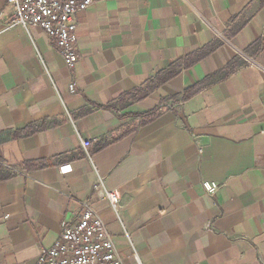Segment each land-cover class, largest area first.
<instances>
[{"label": "crops", "instance_id": "0c3cea01", "mask_svg": "<svg viewBox=\"0 0 264 264\" xmlns=\"http://www.w3.org/2000/svg\"><path fill=\"white\" fill-rule=\"evenodd\" d=\"M10 16L0 0V264H34L83 202L123 264H264L262 0H94L76 15L72 71ZM177 61L173 79L117 106ZM26 126L39 130L10 138ZM98 182L119 194L117 213Z\"/></svg>", "mask_w": 264, "mask_h": 264}, {"label": "built area", "instance_id": "2783aa9c", "mask_svg": "<svg viewBox=\"0 0 264 264\" xmlns=\"http://www.w3.org/2000/svg\"><path fill=\"white\" fill-rule=\"evenodd\" d=\"M93 3L94 0H6L11 8L8 26H18L26 31L40 28L53 41L66 68L72 71L80 58L76 15ZM68 89L73 93L74 84H70ZM202 187L207 195H212L219 185L204 181ZM94 189L109 201L113 211L117 213L119 194L116 191H107L101 182ZM34 264L123 263L103 221L88 202H83L79 219L63 222L57 240L51 247L40 252Z\"/></svg>", "mask_w": 264, "mask_h": 264}, {"label": "trees", "instance_id": "16d2710c", "mask_svg": "<svg viewBox=\"0 0 264 264\" xmlns=\"http://www.w3.org/2000/svg\"><path fill=\"white\" fill-rule=\"evenodd\" d=\"M262 5H264V0H262ZM219 46V43L214 44L212 46L205 47L198 53L192 55L190 59L186 60L185 66H188L189 64H193L197 61L202 60L209 54H211L217 47ZM235 61H232L228 64L226 69L220 73V80L226 79L231 73H233L237 65L235 64ZM180 61H177L173 63V65L168 69L167 71L160 72L156 75L155 79L148 84V87L146 90L138 89L132 93H126L124 94L118 101H117V106L120 109L126 108L132 104H136L142 100H144L146 97H148L156 88L162 86L163 84L167 83L171 79H173L177 75V67L179 66ZM199 86L188 89L185 91L184 95L182 96V101H186L189 99L192 95H194L198 90ZM115 105H109L106 106L105 108L108 109H114ZM90 110L89 109H84L83 111L80 112V115L87 114ZM160 109L155 108L153 110H150L148 112H145L141 115H139V118L141 119L140 125L146 124L153 120L155 117L158 116ZM44 125H42L39 129L43 130ZM39 129H35L31 126H26L23 129H20L19 131L15 132L12 136H10L11 139H18L23 136H29L37 132Z\"/></svg>", "mask_w": 264, "mask_h": 264}]
</instances>
